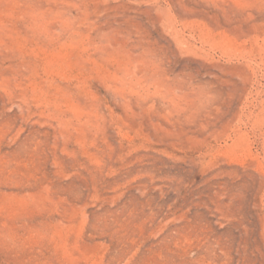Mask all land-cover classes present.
I'll list each match as a JSON object with an SVG mask.
<instances>
[{
	"label": "rangeland",
	"instance_id": "obj_1",
	"mask_svg": "<svg viewBox=\"0 0 264 264\" xmlns=\"http://www.w3.org/2000/svg\"><path fill=\"white\" fill-rule=\"evenodd\" d=\"M0 264H264V0H0Z\"/></svg>",
	"mask_w": 264,
	"mask_h": 264
}]
</instances>
